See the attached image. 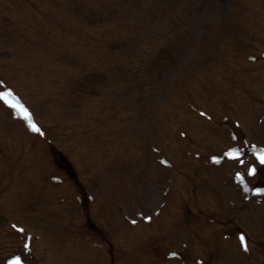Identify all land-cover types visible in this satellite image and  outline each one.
Masks as SVG:
<instances>
[{
    "label": "rangeland",
    "instance_id": "374dc122",
    "mask_svg": "<svg viewBox=\"0 0 264 264\" xmlns=\"http://www.w3.org/2000/svg\"><path fill=\"white\" fill-rule=\"evenodd\" d=\"M0 1L10 3L4 5L7 15L1 18L0 11V69L6 73L0 93L25 95L23 106L34 122L58 130L72 121L61 127L64 134L47 131L42 139L23 141L38 133L0 101V132L23 134L0 136V264L18 258L22 264H264V165L257 159L264 154V120L256 128L253 109L260 115L264 110L257 112L248 96L260 90L251 95L260 101L264 95V0H55L63 3L59 14L51 11L58 26L67 32L65 23L72 22L82 31L65 36L68 68H76L66 85L69 74L54 79L42 71L46 79L39 82V68L24 70V55L26 63L34 56L16 44L36 38L29 22L37 24L36 13L25 0ZM95 27L102 29L93 49L81 33ZM51 42H45L49 53L56 51ZM51 55L45 61L59 60ZM163 86L165 99L135 103L141 91L162 97ZM211 96L239 117L244 134L230 123L220 132L211 114L196 113L202 130L192 125L187 102L219 113ZM230 99L243 101L238 113L227 105ZM10 100L19 103L14 95ZM116 123L123 127L110 135ZM182 130L201 142H182ZM52 143L67 151L66 168L79 176V189L45 162ZM222 144L240 150L243 163L225 164ZM249 165L257 168L255 176L247 174ZM223 221L235 230H225ZM27 242L34 243L32 251Z\"/></svg>",
    "mask_w": 264,
    "mask_h": 264
},
{
    "label": "snow or ice",
    "instance_id": "6c2138e0",
    "mask_svg": "<svg viewBox=\"0 0 264 264\" xmlns=\"http://www.w3.org/2000/svg\"><path fill=\"white\" fill-rule=\"evenodd\" d=\"M13 96V94L11 92H7V93H0V101H3L5 104H7V106H9L10 108H12L13 110H15L16 112H18L20 114V116L27 122L30 130L34 133H38V134H43L42 130L37 126V124L34 122L33 119V114L26 108L24 107L22 104L16 103V102H12L10 100V98ZM201 115H205L204 113H201ZM226 155L228 156V158L233 159V160H240L241 163H243V161L241 160V155L242 152L240 150H233L230 151L228 153H226ZM257 159L259 160V163L261 165H264V154H259L257 156ZM216 163H219L218 160L215 161ZM256 168L253 167L250 172L249 175H255L256 174ZM241 181V183H243L244 177L243 176H239L238 177ZM247 191V189H245ZM260 193H257V195H259ZM147 221H151V217H146L145 218ZM137 221L135 219H133L131 221V223L135 224ZM19 231H23L22 229H18ZM239 239L242 242V246L244 251H249V245L246 242V238L245 236L242 234L240 235ZM27 247V246H26ZM13 264H22V262L20 261V259H16Z\"/></svg>",
    "mask_w": 264,
    "mask_h": 264
}]
</instances>
